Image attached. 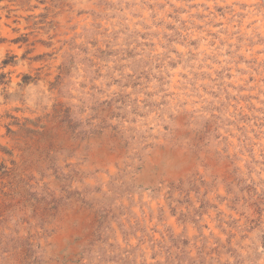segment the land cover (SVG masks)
I'll return each mask as SVG.
<instances>
[{
  "label": "rangeland",
  "instance_id": "obj_1",
  "mask_svg": "<svg viewBox=\"0 0 264 264\" xmlns=\"http://www.w3.org/2000/svg\"><path fill=\"white\" fill-rule=\"evenodd\" d=\"M0 264H264V0H0Z\"/></svg>",
  "mask_w": 264,
  "mask_h": 264
}]
</instances>
